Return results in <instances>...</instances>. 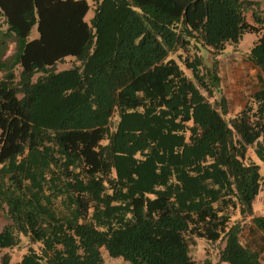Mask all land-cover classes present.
<instances>
[{
    "label": "trees",
    "instance_id": "16d2710c",
    "mask_svg": "<svg viewBox=\"0 0 264 264\" xmlns=\"http://www.w3.org/2000/svg\"><path fill=\"white\" fill-rule=\"evenodd\" d=\"M92 3L0 0V264H264L260 0Z\"/></svg>",
    "mask_w": 264,
    "mask_h": 264
},
{
    "label": "rangeland",
    "instance_id": "374dc122",
    "mask_svg": "<svg viewBox=\"0 0 264 264\" xmlns=\"http://www.w3.org/2000/svg\"><path fill=\"white\" fill-rule=\"evenodd\" d=\"M87 2L89 3V8L85 14V19L89 20V18L93 14V3H92V0H87ZM260 2H261V6L264 8V0H260ZM246 17H247L248 21H250V22L252 21V17H251L250 12H247ZM37 35H38L37 28H36V25H34L31 29V32H30L28 38H33V37H36ZM257 37H258V35L254 32L243 33L241 38L239 39L237 47H235V48H238L239 50L238 49L235 50L234 57L229 56L228 52H226V51L231 52V49L235 45L231 44V43H227L226 48L224 49V52H226L225 53L226 57L225 56L224 57L227 60H229L228 63L233 64V63H235V61L239 62L240 58H241V52L244 50H248L252 46L254 41L257 39ZM73 59H74V56L67 55V56H65V60L63 62L62 61L59 62L58 64L60 65V67H64L65 65L68 66V64ZM2 73L3 72L0 70V78L2 77ZM236 74H238V73H236ZM257 163H259V165H260V172L262 174H264V162L257 158ZM260 196H261V192L258 193L256 195L255 199L253 200V206L256 209H260V208L264 209L263 204L260 200ZM6 219H7L6 215L0 210V227ZM221 245H222V243H215L214 245L210 246V243L206 242L204 238L196 237L195 242L193 244H191V246H190V252H191V255L194 258H196L197 260L204 259L206 256L210 257V259H212V260H216L217 251ZM100 252H101V255L103 258V264H130V262L128 260L124 259L122 256L110 255L104 246L100 247ZM12 261H15V257H13Z\"/></svg>",
    "mask_w": 264,
    "mask_h": 264
}]
</instances>
